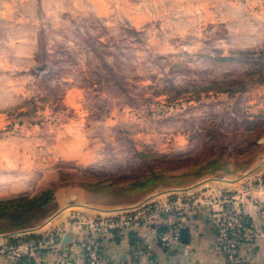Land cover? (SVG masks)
I'll return each instance as SVG.
<instances>
[{
    "label": "rangeland",
    "instance_id": "374dc122",
    "mask_svg": "<svg viewBox=\"0 0 264 264\" xmlns=\"http://www.w3.org/2000/svg\"><path fill=\"white\" fill-rule=\"evenodd\" d=\"M219 180L264 186V0H0V236Z\"/></svg>",
    "mask_w": 264,
    "mask_h": 264
},
{
    "label": "crops",
    "instance_id": "0c3cea01",
    "mask_svg": "<svg viewBox=\"0 0 264 264\" xmlns=\"http://www.w3.org/2000/svg\"><path fill=\"white\" fill-rule=\"evenodd\" d=\"M209 185L210 187L200 189L201 197H214L227 189L238 191L241 189L239 183L223 180ZM240 191L243 193L248 212L260 222L259 211L260 208H264V186L257 185ZM184 210L179 214L182 217L176 215L173 221L183 222V228L188 229L190 236L188 243L181 242L172 248L165 247L160 241L163 231L161 218L145 215L140 226L123 233H103L101 236L103 254L113 264H227L217 245L216 234L210 221L212 208L197 205ZM120 213L123 212L91 210L86 214L87 217L83 215L82 217L91 220L100 214L116 216L121 215ZM72 214L71 210L65 211L49 221L47 226H41L37 230L0 236V264H84L85 254L81 241L87 229L73 218ZM30 233L32 235H29ZM50 234V247L47 249L24 252L19 246V241L28 239V236ZM235 264H264V239L252 244H243Z\"/></svg>",
    "mask_w": 264,
    "mask_h": 264
},
{
    "label": "built area",
    "instance_id": "2783aa9c",
    "mask_svg": "<svg viewBox=\"0 0 264 264\" xmlns=\"http://www.w3.org/2000/svg\"><path fill=\"white\" fill-rule=\"evenodd\" d=\"M198 201L192 196L177 197L162 204H147L117 216H100L91 220L77 217L78 222L87 229L81 245L85 254L84 264H113L102 252L101 236L105 232L123 233L140 226L143 216L154 215L162 220L163 231L160 241L167 248L181 244L180 232L183 224L173 221L176 210L189 208ZM212 206L210 221L216 234L217 245L227 264H235L243 244H252L264 239V208H260V222L247 210L243 194L225 191L210 198ZM256 204V203H255ZM50 235L19 242L24 252L50 247Z\"/></svg>",
    "mask_w": 264,
    "mask_h": 264
},
{
    "label": "trees",
    "instance_id": "16d2710c",
    "mask_svg": "<svg viewBox=\"0 0 264 264\" xmlns=\"http://www.w3.org/2000/svg\"><path fill=\"white\" fill-rule=\"evenodd\" d=\"M23 200L22 199L21 200L20 199H17V200H7V201L4 200V201H0V213L2 211H4V210L8 209L7 206H9V205L11 206L14 203H18V202L23 201ZM3 208H6V209H3Z\"/></svg>",
    "mask_w": 264,
    "mask_h": 264
},
{
    "label": "water",
    "instance_id": "95a60500",
    "mask_svg": "<svg viewBox=\"0 0 264 264\" xmlns=\"http://www.w3.org/2000/svg\"><path fill=\"white\" fill-rule=\"evenodd\" d=\"M69 237V236H68ZM180 239L182 243H188L190 240L189 231L186 228H182L180 232Z\"/></svg>",
    "mask_w": 264,
    "mask_h": 264
}]
</instances>
